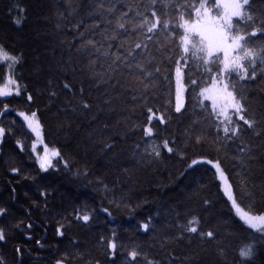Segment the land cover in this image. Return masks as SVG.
Listing matches in <instances>:
<instances>
[{
    "label": "trees",
    "instance_id": "trees-1",
    "mask_svg": "<svg viewBox=\"0 0 264 264\" xmlns=\"http://www.w3.org/2000/svg\"><path fill=\"white\" fill-rule=\"evenodd\" d=\"M146 2L0 0V45L22 56L15 77L23 93L22 97H0V102L10 101V108L17 110L37 111L44 144L59 149L72 165L65 168L60 161L58 167L41 172L31 147L36 137L22 118L14 111L0 117V126L8 130L0 143V208L7 209V214L0 216V228L8 237L0 241L4 264H56L57 260L110 264L112 257L106 255L109 240L117 242L116 264H125L123 256L137 247L157 264H234L238 250L259 235L238 218L215 169L206 163L189 165L194 159L220 161L241 207L264 214V146L253 137V158L246 159L239 149L244 147L246 152L248 145L239 141L226 144L222 132L220 139H215L213 122L195 107L190 87L185 93L186 111L174 112L175 65L166 56L161 58L157 50L165 51L164 45L167 50L174 48L170 40L161 35L145 41L150 56L157 57L154 63L162 68L155 87L148 90V105L161 110L156 115H168L171 109L169 123L161 125L154 120L153 124L159 133L157 143L176 141L170 146L177 147L178 154L163 150L162 159L147 154L150 149L145 141L154 138L145 137L140 127L147 124L142 101L132 100V95L142 90L139 81L143 79L135 66L121 69L116 77L120 85L115 88L109 84L97 87L96 81L89 79L88 60L95 56L81 48L82 39L98 42L97 47L111 43L115 53L119 40L108 41L107 37L127 13L124 19L131 23L121 38L134 47V41L143 37L139 30H132V24ZM253 3L254 11L264 10V0ZM184 71L186 82L196 76L195 69ZM3 73L0 65V82ZM164 76L170 80L165 81ZM65 82L71 83L72 92L63 89ZM50 90L58 95L50 98ZM29 93L34 103L26 101ZM249 97L256 116L261 117L264 92L257 87ZM106 98H111V107L103 103ZM80 100L91 101L90 112L79 107L71 111ZM134 105L138 106L133 111ZM2 106L0 103V109ZM197 135L202 136L200 144L195 142ZM105 141L112 143L114 150H105ZM13 168L20 171L13 173ZM104 208L111 215L102 211ZM83 214L91 216L88 223L77 219ZM193 216L200 218L205 230L216 232L218 239L209 243L184 232L183 226ZM146 222L150 224L147 232L139 227ZM29 223L32 228L27 227ZM258 248L256 264H264V243H258ZM138 259L144 264L143 256Z\"/></svg>",
    "mask_w": 264,
    "mask_h": 264
},
{
    "label": "snow or ice",
    "instance_id": "snow-or-ice-1",
    "mask_svg": "<svg viewBox=\"0 0 264 264\" xmlns=\"http://www.w3.org/2000/svg\"><path fill=\"white\" fill-rule=\"evenodd\" d=\"M143 12L137 11L139 17L132 24V30H139L142 40L134 41V47L127 44V41L121 37L129 31L131 21L124 19L127 13H123L116 21L115 29L108 35V41H117L116 52L111 51V43H101L97 47L96 41L91 39L81 41V48L85 51H92L95 59L88 60L89 79L96 81V86L109 84L112 88L120 85L116 78L122 68H131L135 66L139 70L143 79L139 81L142 90L132 95V100L142 101L146 109L147 124H141L143 135L154 138L148 144L150 151L148 155L157 159H162L163 150L168 154L179 153V149L174 147L176 141L163 139L157 143L159 133L155 131L156 120L164 125L172 119L171 109L168 115H156L160 109H155L148 105V90L154 88L162 68L154 62L157 57L150 56L149 44L145 41H154L163 35L171 41L174 48L160 51L161 58L167 57L175 65V106L174 112L177 114L185 110V93L191 88V94L196 100L195 107L201 109V115L206 119L212 120V126L215 128L219 140V133H223L224 143L232 144L240 142L242 145H248L247 151L241 147L239 150L244 153L246 159H252L251 144L254 143L253 137L257 138L259 143L264 146V110H261V117H257L251 106L249 92L259 87L264 92V10L254 11L253 0H147L142 6ZM19 23V20L16 21ZM255 38V39H254ZM140 50V51H137ZM79 51V49H78ZM171 51V55H168ZM22 62V56L11 54L2 45H0V64L7 68L3 82H0V97H22L19 78L15 77L16 66ZM107 65L105 68L104 65ZM184 69L192 72L195 69L196 76L190 77L185 81L186 73ZM165 81H169V76H164ZM255 82V84H253ZM63 89L72 92L70 82L63 84ZM27 91L26 89L24 90ZM81 95L84 93L83 86L80 87ZM50 98L58 94L50 90ZM26 101L34 103L32 94L26 95ZM3 104L0 109V117H5L9 111H14L16 115L22 118L27 128L36 137L31 147L32 152L36 154V163L39 164L41 172L47 173L49 169L58 167L60 161L64 162L65 168H71L72 165L64 159L61 151L57 148H50L44 144L43 129L37 111H25L10 108L9 102H0ZM103 103L111 107V98H106ZM169 104L171 100L169 99ZM133 106V111L135 107ZM77 107L90 112L92 109L91 101L80 100L77 106H73L71 111H77ZM114 111L115 109H111ZM15 121H13V124ZM108 125H105L107 128ZM8 134V130L0 126V143H3ZM187 139H191L189 136ZM37 141L44 144L43 154L37 152ZM197 144L202 143V136L195 137ZM105 150H114V145L108 141L104 142ZM174 145V146H170ZM17 146L21 151L24 146L20 140H17ZM223 146V145H222ZM243 163V159L241 161ZM199 163L210 164L215 169L216 174L225 185V194L231 201L232 209L247 228L254 230L259 235L253 237L251 241L246 242L238 250V260L234 264H256L259 255L258 243H264V214H253L251 211H245L237 201L233 187L228 183V177L222 168L220 161L192 160L189 167ZM20 169L13 168L12 172L17 173ZM77 174L79 170H77ZM87 175L85 171L83 173ZM15 191V190H13ZM41 195H45L44 192ZM108 212V209H102ZM7 209L0 208V216H5ZM111 215L110 212H108ZM84 223L91 219L89 214L78 216ZM201 220L193 216L182 230L187 233L195 234L202 241L212 242L218 239V235L211 229L205 230L200 226ZM28 228H32L31 223ZM145 232L150 228L148 222L139 225ZM57 232L63 236L64 233L58 228ZM183 238V236L179 237ZM8 237L5 231L0 228V241H7ZM191 240V237H189ZM39 243V241H37ZM109 250L106 255L112 257L110 264H116L118 253L117 242L109 240L106 245ZM121 247H124L121 245ZM16 252H22V249L16 248ZM221 250V255H223ZM143 256L144 264H157L155 260L148 259L137 248L127 251L123 256L125 264H140L138 257ZM175 260V257H172ZM0 264H4L0 260ZM56 264H65L64 260H57Z\"/></svg>",
    "mask_w": 264,
    "mask_h": 264
},
{
    "label": "rangeland",
    "instance_id": "rangeland-1",
    "mask_svg": "<svg viewBox=\"0 0 264 264\" xmlns=\"http://www.w3.org/2000/svg\"><path fill=\"white\" fill-rule=\"evenodd\" d=\"M0 65H3V64H0ZM4 66V73H3V78L2 79H4V77H5V75L7 74V68H6V66L5 65H3ZM2 82H3V80H2ZM175 86H176V83H175ZM43 147H44V144H40L38 141H37V152L39 153V154H43ZM218 176V175H217ZM218 179H219V182H220V185H221V189H222V192L225 194V185L222 183V181L220 180V178L218 177ZM225 196L227 197V195L225 194ZM228 198V197H227ZM235 211V210H234ZM236 213V212H235ZM239 218V217H238Z\"/></svg>",
    "mask_w": 264,
    "mask_h": 264
}]
</instances>
